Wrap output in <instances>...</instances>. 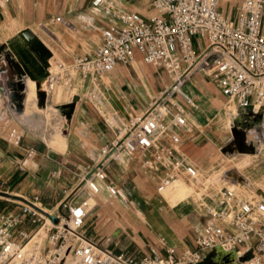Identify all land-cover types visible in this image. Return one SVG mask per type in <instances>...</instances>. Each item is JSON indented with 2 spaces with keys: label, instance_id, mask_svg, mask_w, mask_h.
Segmentation results:
<instances>
[{
  "label": "crops",
  "instance_id": "obj_1",
  "mask_svg": "<svg viewBox=\"0 0 264 264\" xmlns=\"http://www.w3.org/2000/svg\"><path fill=\"white\" fill-rule=\"evenodd\" d=\"M239 1L221 0L218 10L223 16L232 18ZM112 2L118 11H133L142 16L152 13L149 0ZM97 8L103 15H108L103 13L101 6L93 7L90 0L1 2L0 45L28 28L50 52V57L46 68L48 76L39 80L45 93V106L36 105L34 81L25 76L22 110L14 109V119L7 117L3 108L1 86L5 83L6 73L0 71V192L14 199H28L37 194L47 208L66 198H88L90 208L82 226L85 234L99 246L124 255L139 257L149 254L151 248L163 255L166 246L175 250L191 248L204 222V205L221 206L217 192L203 190L199 196L195 192L169 204L161 193L164 188L158 187L160 178L170 166L158 163L154 168H147L142 164L153 149L139 152L122 150L107 160L104 166L106 178L94 179L97 185L95 193L79 179L84 166H94L102 159L100 148L121 139L127 133L128 122L141 115L171 83V77L162 67L144 62L137 51L130 60L116 63L95 80L90 76L75 78L73 72L77 71L72 64L79 57L74 36L77 34L56 29V24L70 25L73 29L72 22L77 19L91 25L95 13L92 9ZM56 16L61 20L55 21ZM108 20V24L117 23L113 17ZM205 44V39L191 37L196 54L203 50ZM57 46L60 47L58 52H63L61 57H57ZM57 67L58 73L54 71ZM59 80H62V86L58 84ZM57 87L61 92L58 100ZM182 89L191 97L193 105L185 107L186 126L169 127L180 139L173 156L193 161L197 178L203 177L220 160L219 150L225 137L223 124L227 117L225 99L216 80L196 67L185 74ZM71 102L73 106L65 119L58 107ZM55 108L64 119V136L45 121L49 114L55 117L52 123H57ZM13 124L22 135L18 146L8 144L3 137L6 127ZM167 137V133H163L159 142L167 143ZM179 178L187 181L184 175ZM107 183L115 187L114 194L107 191ZM2 205L15 208L14 204L0 202Z\"/></svg>",
  "mask_w": 264,
  "mask_h": 264
},
{
  "label": "built area",
  "instance_id": "obj_2",
  "mask_svg": "<svg viewBox=\"0 0 264 264\" xmlns=\"http://www.w3.org/2000/svg\"><path fill=\"white\" fill-rule=\"evenodd\" d=\"M90 4L101 6L117 23L101 29L100 41L90 54L74 59L75 71L95 80L137 51L144 62L162 67L171 83L128 122L121 139L100 148L103 157L98 164L83 167L78 176L89 191H97L94 179L106 178L105 163L122 150L153 149L142 164L147 168L158 163L170 166L158 189L181 175L187 182H196L194 162L173 156L180 139L169 130L170 126H186L185 107L193 101L182 85L193 67L216 80L225 112V107L234 108L226 128L231 133L237 130L240 136L228 135L226 142L239 140L264 157V0H240L232 18L220 13L218 0H149L152 13L147 16L115 10L112 0H90ZM54 19L61 20L59 16ZM192 36L206 41L198 54L192 49ZM1 96L7 117L14 119L5 85ZM163 133L168 135L167 143L159 142ZM21 136L16 124L3 131L4 140L13 146L19 145ZM106 189L116 192L111 183ZM218 196L219 208L203 207L204 222L193 247L175 250L166 246L163 255L151 248L149 254L132 257L101 247L85 234L82 226L90 208L88 198H66L47 208L37 194L14 199L0 192V202L15 205L0 206V264H202L206 258L214 262L226 254L231 258L229 264H264V194L238 197L221 186Z\"/></svg>",
  "mask_w": 264,
  "mask_h": 264
},
{
  "label": "rangeland",
  "instance_id": "obj_3",
  "mask_svg": "<svg viewBox=\"0 0 264 264\" xmlns=\"http://www.w3.org/2000/svg\"><path fill=\"white\" fill-rule=\"evenodd\" d=\"M220 1L221 0H218V3ZM92 10L95 13L92 16L91 25H85V23L77 19L72 22L73 29L70 25H69L70 27L69 26L64 27L56 24V29H64L70 31L71 33L76 32L77 35L74 36L76 37L77 56H84L86 55V53H89L92 50V48H94V44L98 43L101 28L104 27L106 24H108L109 22L108 19L111 18L109 15H103L102 12L100 11V8L92 9ZM77 14H82V13L78 12ZM83 19L85 20V17ZM57 40H58V33H57ZM58 49H60L59 46H57V57H61L63 52L62 51L58 52ZM54 71L58 73L59 68L57 67V69H55ZM73 74L75 75L76 79L82 76L78 72L75 73L73 72ZM61 81L60 83L58 82V84L62 86L63 83H61ZM25 87H26V82H25ZM72 87L75 88V85H72ZM60 97H61V92L57 87V100ZM117 103L121 106V104L118 101ZM99 108L101 109L100 105ZM55 109L56 110L54 111V114L55 112L57 113V123L55 125L52 123V120L55 117L50 116L49 114L46 115L45 121L46 124L52 127V129L57 130V133L59 132L62 133V127L64 126V119H63L64 116L62 117L59 115L61 109H59L60 111H58V108ZM64 118L66 119V117ZM224 120L225 121L223 125L225 129L224 130L225 137L223 143H221V148L219 150L220 160L218 165L203 177L196 178L195 183L182 181L180 179V182L177 185L171 187L169 186L165 187L161 193L166 198L169 204H173L176 201L183 199L188 195L194 194L195 192H196L195 195L199 196V194L203 190H208V189L215 190L217 192V197H219L218 190L220 189L221 186L232 189L238 197H250V196L257 197L260 196L261 194H264V157L255 155L252 148L250 147L242 148L245 153L235 152L234 154V153H230L229 150H226V145H227L226 137L228 135L232 137L233 134V138H237L238 136H240V133L237 130L234 131L232 130L233 133H231V131H228L227 128L225 127L227 123V118H224ZM234 132L236 133V135H238L237 137H235L236 135L234 134ZM62 136H64L63 133ZM239 143L240 142L238 140L237 145ZM214 260L215 261L212 262L210 258H206L204 259L202 264H229V262H225L221 259H214Z\"/></svg>",
  "mask_w": 264,
  "mask_h": 264
},
{
  "label": "water",
  "instance_id": "obj_4",
  "mask_svg": "<svg viewBox=\"0 0 264 264\" xmlns=\"http://www.w3.org/2000/svg\"><path fill=\"white\" fill-rule=\"evenodd\" d=\"M0 55V71L6 73L4 85L9 90V99L14 109L16 111L22 110V100L25 96L23 77L25 76L34 81L36 105L44 107L45 93L39 80L48 76L46 68L50 52L40 40L30 29H22L15 37L0 45ZM72 106L73 103L71 102L58 107L66 119ZM239 142V146H242V142ZM51 219L56 221L53 217ZM230 259L229 254H226L222 260L228 262Z\"/></svg>",
  "mask_w": 264,
  "mask_h": 264
},
{
  "label": "bare ground",
  "instance_id": "obj_5",
  "mask_svg": "<svg viewBox=\"0 0 264 264\" xmlns=\"http://www.w3.org/2000/svg\"><path fill=\"white\" fill-rule=\"evenodd\" d=\"M225 109H226V115H227V122H228V124H229V119H230V116H231V113L232 112H234V108H233V106H229V107H225ZM234 134L236 135V133L234 132ZM238 135H236L235 137H237ZM239 137V136H238ZM237 137V138H238ZM236 141V140H235ZM227 145H226V150H229V152L230 153H234L235 154V152H238V153H245L244 151H243V149L242 148H245V146L244 145H242V146H238L237 145V142H227L226 143ZM237 150V151H236ZM248 156H250V155H248ZM244 161V160H243ZM151 175V174H150ZM180 182V178H178V179H175L174 181H172L168 186L169 187H171V186H175V185H177L178 183ZM168 186H166V187H168Z\"/></svg>",
  "mask_w": 264,
  "mask_h": 264
}]
</instances>
